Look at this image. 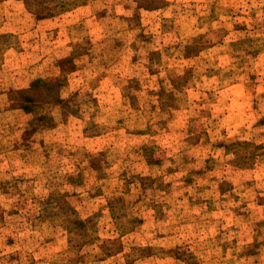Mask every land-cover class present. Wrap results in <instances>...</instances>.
<instances>
[{
    "label": "rangeland",
    "instance_id": "obj_1",
    "mask_svg": "<svg viewBox=\"0 0 264 264\" xmlns=\"http://www.w3.org/2000/svg\"><path fill=\"white\" fill-rule=\"evenodd\" d=\"M0 264H264V0H0Z\"/></svg>",
    "mask_w": 264,
    "mask_h": 264
}]
</instances>
